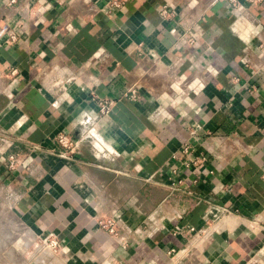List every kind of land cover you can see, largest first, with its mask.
I'll return each instance as SVG.
<instances>
[{
  "label": "crops",
  "instance_id": "obj_1",
  "mask_svg": "<svg viewBox=\"0 0 264 264\" xmlns=\"http://www.w3.org/2000/svg\"><path fill=\"white\" fill-rule=\"evenodd\" d=\"M112 1L0 0V216L60 244L21 264H264V0Z\"/></svg>",
  "mask_w": 264,
  "mask_h": 264
},
{
  "label": "built area",
  "instance_id": "obj_2",
  "mask_svg": "<svg viewBox=\"0 0 264 264\" xmlns=\"http://www.w3.org/2000/svg\"><path fill=\"white\" fill-rule=\"evenodd\" d=\"M112 6L117 7L119 5V0H114L111 3ZM161 15L162 16H166L169 14L168 9L166 6H164L161 9ZM11 40H13L14 35H10ZM131 96L132 98L136 97V91L134 89L131 90ZM116 102V99L114 98H109V97H100L97 99V104H98V111L100 114H108L112 108V106L114 105V103ZM0 141L3 142V144H5V150H8L10 148H12L14 146V142L11 141L10 139L7 138V133L0 130ZM56 141L58 142V144L64 148L67 149L69 151V153H73L76 149V144L74 141H72V139L70 138L69 135L63 133V132H59L56 135ZM32 149V148H31ZM5 160L6 163V167L8 170L10 171H17L19 169H21L24 166V154L20 153V152H9L7 153V155L5 156V158H3ZM9 192V198H12V191L10 192V190H8ZM101 228H103L108 234L110 235H116L117 231H118V224L117 222L112 219V218H108L105 220H101L99 221ZM19 229V232L25 235V238L27 239L28 237L33 241L35 240V247H34V252L31 253L28 256V259L31 260V256L36 255L37 253H41V252H47L49 254H57L59 252V241L57 239V237L51 233H46L45 235L41 236V235H36L30 232V230L23 226L20 229V226L17 228ZM194 228H189L188 232H194ZM23 235V236H24ZM28 236V237H27ZM29 240V239H27Z\"/></svg>",
  "mask_w": 264,
  "mask_h": 264
},
{
  "label": "rangeland",
  "instance_id": "obj_3",
  "mask_svg": "<svg viewBox=\"0 0 264 264\" xmlns=\"http://www.w3.org/2000/svg\"><path fill=\"white\" fill-rule=\"evenodd\" d=\"M18 227L16 224H11V219L5 214L0 216V241L6 244L0 249V264H21L26 256L35 251L36 241H32L28 236L29 240H27L25 235L19 232Z\"/></svg>",
  "mask_w": 264,
  "mask_h": 264
},
{
  "label": "bare ground",
  "instance_id": "obj_4",
  "mask_svg": "<svg viewBox=\"0 0 264 264\" xmlns=\"http://www.w3.org/2000/svg\"><path fill=\"white\" fill-rule=\"evenodd\" d=\"M5 235H7V234H5ZM0 242H1L0 249H3L6 244L3 241H0ZM46 255H48V256H46ZM50 257H51V255H49L47 252H41V253H37L36 255L31 256L32 259L37 260L39 262H48Z\"/></svg>",
  "mask_w": 264,
  "mask_h": 264
}]
</instances>
